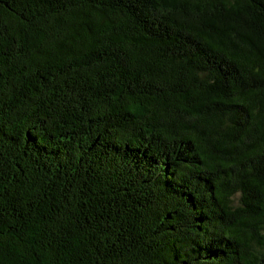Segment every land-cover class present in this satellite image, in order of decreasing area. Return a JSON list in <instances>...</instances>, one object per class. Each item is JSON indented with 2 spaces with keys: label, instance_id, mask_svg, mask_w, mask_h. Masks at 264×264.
Segmentation results:
<instances>
[{
  "label": "trees",
  "instance_id": "1",
  "mask_svg": "<svg viewBox=\"0 0 264 264\" xmlns=\"http://www.w3.org/2000/svg\"><path fill=\"white\" fill-rule=\"evenodd\" d=\"M0 264H264V0H0Z\"/></svg>",
  "mask_w": 264,
  "mask_h": 264
}]
</instances>
